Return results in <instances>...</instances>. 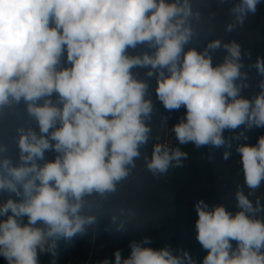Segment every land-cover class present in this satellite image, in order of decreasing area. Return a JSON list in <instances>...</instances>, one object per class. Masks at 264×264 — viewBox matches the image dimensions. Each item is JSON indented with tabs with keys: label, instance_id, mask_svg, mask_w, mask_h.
Masks as SVG:
<instances>
[{
	"label": "clouds",
	"instance_id": "1",
	"mask_svg": "<svg viewBox=\"0 0 264 264\" xmlns=\"http://www.w3.org/2000/svg\"><path fill=\"white\" fill-rule=\"evenodd\" d=\"M260 3L234 0L225 32L242 27ZM201 18L192 0H0V113L23 101L38 127L12 129L15 161L0 142V192L9 194L0 201V256L7 264H39L44 253L57 264L61 245L98 227L97 199L117 191L153 138V89L134 68L155 76V98L167 111L186 109L171 127L179 145L223 147L227 160L225 130L264 128V79L254 95L242 94L247 53L238 42L214 38L203 50H185ZM141 45L152 51L132 54ZM217 51L224 55L214 64ZM65 56L68 66H61ZM254 67L264 77V57ZM241 136L247 139L243 132L235 138ZM48 151L54 159L45 160ZM236 151L244 184L260 188L264 135ZM187 158L164 143L144 155L157 177ZM251 194L234 193L235 213L196 202V239L207 252L202 264H264V203ZM124 216V209L113 212L107 227L125 230ZM150 243L133 241L127 258L116 250L100 264H196L185 250Z\"/></svg>",
	"mask_w": 264,
	"mask_h": 264
},
{
	"label": "trees",
	"instance_id": "2",
	"mask_svg": "<svg viewBox=\"0 0 264 264\" xmlns=\"http://www.w3.org/2000/svg\"><path fill=\"white\" fill-rule=\"evenodd\" d=\"M233 2L234 0H192L194 9L201 11L202 18L199 23L193 21L198 35L193 43L185 46V50L189 47L203 50L214 38L223 39L224 42H238L247 53L242 56L241 71L247 73V87L243 88L242 94L251 96L259 91V82L264 79L254 67L257 57H264V0H261L255 14H250L242 27L227 33L225 26L231 20L229 9ZM143 51L152 50L141 45L132 54ZM223 55L222 51L213 53V63H220ZM61 66H68L66 56ZM147 71L146 68L133 69L137 78L146 80L153 89V138L142 149V156L136 161V167L117 186V191L107 198L97 199V211L103 217L99 220L98 227H93L67 246L61 245L56 257L57 264H100L105 259H114L116 250H120L122 257L127 258L131 251L130 243L142 242L145 237L151 240L145 246L159 249L167 245L174 252L182 249L191 255L196 264H202L207 252L196 239L195 222L198 216L194 205L198 200H203L210 207L223 205L230 211L225 202L236 207L234 193L239 190L236 182L243 179L240 161L226 170L222 147L197 149L192 144L179 145L171 127L185 116L186 109L181 107L179 110L167 111L155 98L156 79L155 76L148 77ZM53 99L55 100V95ZM164 118L167 124L161 122ZM21 124L38 131L35 120L27 115L23 101L0 113V142L7 144V155L14 161L18 158V148L10 137L12 129ZM240 129L241 127L225 130L223 134L231 139L240 134ZM261 135H264V128H254L246 133L247 139L243 138L241 144L254 145ZM155 143L181 147L187 152L188 158L183 161V167L170 168L167 174L153 176L145 166L144 155L150 157ZM55 155L54 151H48L45 153V160H52ZM8 195L0 192V201ZM257 198L264 203V184L256 197L250 196L253 201ZM119 209L125 210L122 219L125 220V226H128L123 231L107 227L108 216ZM260 215L264 217V213ZM232 243L235 247V242ZM52 259L50 254H40L39 264H50ZM0 264H7L3 256H0Z\"/></svg>",
	"mask_w": 264,
	"mask_h": 264
},
{
	"label": "rangeland",
	"instance_id": "3",
	"mask_svg": "<svg viewBox=\"0 0 264 264\" xmlns=\"http://www.w3.org/2000/svg\"><path fill=\"white\" fill-rule=\"evenodd\" d=\"M254 129V128H253ZM240 133L243 132L244 135H246V133L250 130H246L244 129L243 126H241V129H240ZM252 130V129H251ZM239 135V134H238ZM237 135V136H238ZM237 136H234L232 137L230 140H231V155L230 157L225 160L223 159L224 161V167L226 170L230 169V167H232V165H234L238 160H239V153L236 151V147L238 144H241L242 143V140H243V137L241 136L239 139H236L235 137ZM226 149L222 147V150H221V154H222V158H223V152L225 151ZM236 187L240 190V189H243L245 194H248L249 192H251V196L252 197H256L259 192H260V188L256 189V190H250L246 187V185L244 184V178L242 180H239L236 182ZM226 203V206L230 209L231 212L235 213L237 210L236 207H234L233 205H231L229 202H225Z\"/></svg>",
	"mask_w": 264,
	"mask_h": 264
}]
</instances>
